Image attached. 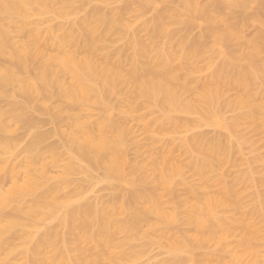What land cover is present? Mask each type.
<instances>
[{
	"label": "bare ground",
	"instance_id": "bare-ground-1",
	"mask_svg": "<svg viewBox=\"0 0 264 264\" xmlns=\"http://www.w3.org/2000/svg\"><path fill=\"white\" fill-rule=\"evenodd\" d=\"M57 1L59 6L57 2L55 4L59 10L54 12L51 0H0V59L7 60L6 64L0 63V98L8 100L7 107L0 108V133L10 134L14 131L13 126L21 124L31 130L21 150H18L16 138H0V155H3L0 180L9 183L6 189L0 187V251L9 253L6 237H18L15 232L23 227L24 219L29 223L51 220L64 229V234H57L59 228L55 226L56 231L53 225L45 227V232L40 235L24 236L32 241L24 250L26 264H92L94 258L89 256L86 246L91 245L96 253L103 247L121 244L116 240L118 233H122L128 242L134 240L133 233L141 223L140 212L154 215L165 223L175 221L173 216L159 208L157 198L149 202L137 195H119L117 200L106 204L92 201L86 205L81 204V194L74 199L59 198L75 172H83L90 180H96L94 171L102 168L105 170L104 181L110 185L135 184V179L123 170L126 165L122 157L125 127L111 120L113 111L122 118H128L129 112L123 110L114 98L123 94L129 108L136 100H145L150 109L159 110L164 122L171 120L172 113H195L201 122L216 118L217 123L229 131L232 127H239L242 119L254 124L258 118L263 121L260 129L264 132V17L248 11L254 5L264 12V0H206L204 3L201 0H177L179 4H175L181 11L176 12L180 14L171 7L180 9L167 6V10L155 13L144 25L149 44L143 43L125 22L121 9L120 15L113 16L112 12L106 13L107 9L103 11L104 6L101 9L99 6V9L92 8L91 13L76 18L77 21L73 18V23L65 25L63 20L72 15L75 6L87 0ZM171 1L175 2L143 0L140 5L144 11L159 3L171 4ZM142 9L137 10L140 15ZM50 14L60 19L61 24L46 31L37 24L31 27L32 16L45 21ZM170 14L175 24L184 26V31L176 30L172 23L170 25L174 26L169 27L164 18ZM198 22L204 23L205 29L201 39H194L188 28ZM249 24L256 26L258 32L245 38L242 31ZM29 26L33 29L29 30L27 37L15 42L12 32H23ZM111 32L124 39L125 47L131 49L129 57L119 50L102 56L101 60L100 55H105L106 51L104 39ZM48 46L54 48V53L47 52ZM99 56L101 59H97ZM200 58H206L210 76L199 85V92L193 93L192 89L190 95L194 94V100L190 98V101V96L188 99L185 96L190 89L188 76L196 72L191 61ZM124 63L130 65L129 73L124 71ZM32 65L34 74L23 77L31 72ZM4 88H10V91ZM230 90L238 91L233 100L226 98ZM15 95L21 100L16 101ZM35 98L39 99L38 102ZM52 98L55 103L49 109L50 117L59 121L64 113L70 124L67 131H58L57 134L67 158L64 164H61L62 155L57 153L56 146L45 144L46 135L33 131L37 123L35 113L45 110ZM221 101L237 112L230 125L220 119ZM90 102L103 109V114L96 120L82 115ZM179 144L189 158H201L203 163L206 162L202 142L182 139ZM221 150L220 144L212 145V151L219 153ZM18 154L21 158L16 163ZM45 155L51 159L49 165L61 167V173L48 187L44 184L51 180V176ZM10 159L15 161L10 164ZM154 163L160 170L161 186L169 185L171 175L180 172L169 153ZM164 165H170V171ZM21 173L22 180L19 179ZM188 189L194 193L191 186ZM27 198L31 200L28 204L25 203ZM147 203L150 204L149 210L145 207ZM208 204L204 201L193 206L197 214L191 221L198 230L204 226L203 217L213 214ZM7 210L9 215L4 213ZM251 211L261 221L260 227H255L259 230L242 238L240 246L243 250L233 251L228 264H264V253L251 246V242L264 238V193L257 196ZM240 221L250 225L244 215ZM169 249L174 257L189 253V248L174 243Z\"/></svg>",
	"mask_w": 264,
	"mask_h": 264
},
{
	"label": "rangeland",
	"instance_id": "rangeland-1",
	"mask_svg": "<svg viewBox=\"0 0 264 264\" xmlns=\"http://www.w3.org/2000/svg\"><path fill=\"white\" fill-rule=\"evenodd\" d=\"M99 1L101 3V0H87L85 3H79L78 5L80 6L77 5L73 9L75 13L72 11V15L64 19L63 22L51 14L47 16V19L44 18L45 21L38 18V16H32L30 21L31 27H35L37 24L42 31H46L49 28L57 27L61 22L69 25L71 22L73 23L74 19L77 21L78 18L80 19L91 13L92 8L95 10L96 8L99 9V6L100 9L102 8L101 6H104L103 11L109 8L108 11L106 10V13L110 14L112 12L113 16L120 15V11L122 10L125 22L129 23L143 43L149 44L148 32L144 28L148 20L155 13L167 10V6H174L176 9H180L176 5L179 4L177 0L175 2L171 1V4H168L169 2L163 3L166 5L165 8L162 6V3H159L156 6L147 8L148 10L144 9V11L141 8L143 0H116L114 2L108 0L106 5L105 3L103 4L106 0H102L101 5ZM201 1L202 3L206 2V0ZM55 3L58 5L57 0H51L54 12L59 6ZM97 3L98 7L96 6ZM139 8L142 9L140 10L142 12L141 15L138 12ZM171 8L175 12L181 11V9L175 10L173 7ZM168 10L171 11L170 7ZM248 11L264 17V12L258 10L254 5H251ZM177 14H180V12ZM164 20L168 22L167 24L171 28L175 25L176 30H185L184 26L180 27L174 23L172 14L165 17ZM170 23L174 25L172 26ZM31 27L29 26L23 32H12V36L14 35L13 38L16 40L15 42L27 37L29 30L33 29ZM204 29L205 24L198 22L190 26L188 32L191 38L201 39ZM257 32V27L249 24L244 27L242 36L250 38ZM106 37L108 38L104 39L105 55L102 54L100 55L102 59L100 56L97 59L103 61L104 56L115 54L119 50H123L125 55L130 56L131 49L129 47L126 48L124 39H121L118 33L111 32ZM239 43L241 42H237V44ZM46 49L49 53H54L55 51L51 46H48ZM101 60L100 62H102ZM0 63L6 64L7 60L1 58ZM191 64L196 72L194 71V73L188 76L190 79L187 77L189 79L188 83L190 82V93L187 92L185 96L188 99L189 95L190 101L191 99L194 100V94L190 95L192 89L193 93H196V90L199 92L201 84L210 76V71H208L206 66V58L192 60ZM33 66L31 67L33 70L30 68L31 72L23 74V77H30L34 74ZM123 68L125 73H129L130 65L128 63H124ZM181 76H184V74L181 73ZM128 87L130 85L123 89L125 90ZM4 89L10 91V88ZM237 94V90H230L226 93V98L233 100ZM195 98L197 100V95ZM15 100L20 101L21 97L15 95ZM34 100H37V98ZM114 100L122 106L123 110H126L127 113L129 112L128 118H122L116 111H113L111 113V120L125 127L122 136L125 144L122 157L126 161V165L123 166V170L125 174L135 179V184L110 185L104 181L105 170L102 168L94 171L96 180H90L83 172H75L71 175V182L59 194V198L74 199L78 194H81L82 199L80 201L83 205L92 201L106 204L117 200V196L119 195L126 197L137 195L148 199L149 202L157 198L159 208L173 216L175 221L165 223L154 215L140 212L138 215L141 223L133 233L134 240L128 242L122 233H118L116 240L121 244L116 243L110 248L103 247L96 253L91 245L88 244L86 246L89 256L94 258L92 264H228L233 251L243 250L240 246L242 238L247 237L251 231L257 232L259 229L256 230V228L260 227L261 221L258 217L251 214V207L257 201V196L264 193V132L260 129L263 121L257 118L258 120L256 119L254 124H250L242 119L239 122V127H232L227 131L222 125L217 123L216 118L201 122L195 113L176 112L170 115V121L164 122L159 110L150 109L145 100H136V102H133L132 108H129L130 105L121 93ZM48 102L49 104L45 110L35 113L37 123L33 131L46 135L45 144L56 146L57 153L62 155L63 161L61 164H64L67 158L57 134L58 131H67L70 124L64 113L60 115L59 121H54L49 115V109L54 105L55 98L50 99ZM7 105L8 100L0 98V108H6ZM219 110L222 123L230 125L236 117L237 112L223 101L220 103ZM102 114L103 109L101 106L91 102L86 104L82 112V115L85 117L89 116L92 120L100 118ZM182 125L186 127L182 128ZM176 126L177 130L174 128ZM13 127L14 131L12 133H0V138L2 140L16 138L18 150H21L23 145L28 141L31 130L25 124ZM182 139L187 141L199 140L202 142L206 153V162L203 163L201 158H189L179 146V142ZM214 143L220 144L222 150L219 153L212 151ZM237 143H239V146H237ZM167 153L171 154L180 172L171 175L169 185L161 186L160 170L154 162L160 161L161 157ZM45 156L47 158H44V160L49 165L51 159L48 155ZM2 158L3 155H0V163L3 161ZM20 158V154H18L17 161L10 159V164L12 161L18 163ZM164 166L167 171H170V165ZM48 171L51 180L47 184H44L46 187L53 185L55 178L61 173V167L49 165ZM19 179H23L22 173L19 174ZM8 186L9 183L6 180H0V187L2 189H6ZM188 186L194 189L193 194L189 192ZM204 201L209 203L208 205L213 214L203 217L205 220L204 226L198 230L191 221L193 220L192 217L197 214L193 206L197 202L202 203ZM30 202V198H27L25 201L26 204ZM145 207L149 210L150 204L147 203ZM4 213L9 215L10 211L7 210ZM243 215L245 220H250V225L247 226L241 223L240 219H242ZM22 223L23 227L15 232L18 237H6L10 251L9 253L0 251V264H26L24 250L31 246L32 241H29L24 236H28L29 234L40 235L45 232V227L54 225L53 228L56 230L55 226H57L51 220L44 222L35 220L29 223L24 219ZM58 228L59 225L57 226ZM63 230V228H59L58 231L60 232H57V234L63 235L65 232ZM68 237L70 238L71 236ZM197 237L198 239H196ZM171 243L189 248V253H182L174 257L171 255L172 252L169 249ZM251 246L257 248L259 252L264 253V238L251 242ZM32 264L38 263L33 262Z\"/></svg>",
	"mask_w": 264,
	"mask_h": 264
}]
</instances>
